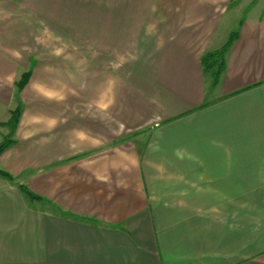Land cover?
<instances>
[{
    "label": "crops",
    "instance_id": "1",
    "mask_svg": "<svg viewBox=\"0 0 264 264\" xmlns=\"http://www.w3.org/2000/svg\"><path fill=\"white\" fill-rule=\"evenodd\" d=\"M3 7L62 44L31 70L14 44L38 18L0 20V143L15 106L37 105L0 153V264H264V0ZM232 34L214 83L203 56ZM77 36L102 47L82 64Z\"/></svg>",
    "mask_w": 264,
    "mask_h": 264
},
{
    "label": "rangeland",
    "instance_id": "2",
    "mask_svg": "<svg viewBox=\"0 0 264 264\" xmlns=\"http://www.w3.org/2000/svg\"><path fill=\"white\" fill-rule=\"evenodd\" d=\"M19 11H20V13H19ZM29 12L31 15H34L36 18H38L37 24L34 23V21H33L29 25L30 29L28 30V32L24 33L25 35H23V36H26V38H28L29 41L31 39V42H32L31 46H29L30 44L27 46H23L18 41L14 44V46L17 47L18 49L22 50V51H25V53H27L26 57H27V61L29 62V64H27L26 60H25L24 61L25 66L27 65L29 67V69L33 70V68L37 67V65H38V56L37 55H38V53H40L39 50H43L42 52L45 55L44 59L46 62L51 61L53 59L54 51L59 49V47L62 44L61 43L62 41H61V39L58 38L59 37V34H58L59 28L57 26H55L54 24L48 22L49 21L48 19H45L43 17H39L38 14H34V12L32 10L31 11L26 10V9L16 10V9L3 7V8H0V20H5V22H6L4 24L5 26H11L12 23H10V22L14 21L16 19V15L20 17V15L22 13V18L23 17L26 18V17H30L28 15ZM31 19L32 18L30 17L29 20L31 21ZM14 37H16V35H14ZM23 41H26V40H23ZM75 41L76 42H74V44H76V47H77L76 63H78V64L85 63L86 59L88 58V56L92 52H93V54L96 55L97 53H95V52H97L98 49L102 48V47L97 46L96 42H93L91 40L86 41L85 38H82L80 36H77V39ZM98 42H101V41H98ZM32 45H33V47H32ZM110 49H111L110 55H108L107 51L101 50V51H99V54H100L99 57L108 56L110 59L109 61H110L111 71H114L115 68H118V66H120V64L124 63L125 57L118 55V52H121V49L120 50L119 49L113 50L112 47ZM51 57H52V59H51ZM37 77L38 76L36 74L35 84H36ZM22 91L23 90L20 89L19 86H18V88L15 87V96L17 98H21L20 96H21ZM25 96H28V98L30 100H33V98L36 97V86L30 87L27 90V92L25 93ZM17 107L21 108V114H22V110L24 109V107H28L29 111L31 113H36L37 105L36 104H31V105L30 104L29 105L19 104V105L15 106L14 111L17 109ZM12 116H13V113H12ZM12 116L8 122V125H7L8 126L7 128L9 131L5 134L6 136L11 134L10 139H12L15 128H17V126L19 125L18 123L20 122V118H21V115H20L18 123H17L18 125H16V127L12 131L11 126H10ZM26 124H27V127L25 129H27V132H37V121H36V119H33V118L28 119Z\"/></svg>",
    "mask_w": 264,
    "mask_h": 264
},
{
    "label": "trees",
    "instance_id": "3",
    "mask_svg": "<svg viewBox=\"0 0 264 264\" xmlns=\"http://www.w3.org/2000/svg\"><path fill=\"white\" fill-rule=\"evenodd\" d=\"M234 38H235V34H232L229 38V41L226 43L225 46H223L221 49L217 51L209 52L203 56L202 60H203L204 67L207 71H211L213 73L214 83L218 81L220 74L223 72L225 68V60H224L225 53ZM29 76L30 75L28 74L23 75L22 79L19 82L20 89H22L26 85L29 79ZM20 115H21V108L17 107V109L13 112L12 120L10 123L12 131L14 130V128L16 127L18 123ZM10 137H11V134L5 136L3 141L0 143V153L3 152L8 147V145L11 143L12 140L10 139ZM0 173L11 178L9 173L5 171L0 170ZM20 187L23 191H25L31 197V199L38 198V196L32 193L26 186L20 185Z\"/></svg>",
    "mask_w": 264,
    "mask_h": 264
}]
</instances>
